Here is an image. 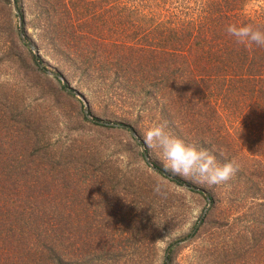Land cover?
Wrapping results in <instances>:
<instances>
[{"label": "trees", "instance_id": "trees-1", "mask_svg": "<svg viewBox=\"0 0 264 264\" xmlns=\"http://www.w3.org/2000/svg\"><path fill=\"white\" fill-rule=\"evenodd\" d=\"M0 1V65L12 48L3 29L11 41L12 17L24 24L29 14L35 50L87 102L137 132L157 175L159 150L143 139L155 123L234 162L235 175L219 186L171 173L208 206L167 260L195 243L204 249L196 264L208 255L264 264V47L237 44L226 31L233 23L264 30V0H13L16 12ZM31 57L38 66V52ZM24 81L0 77V264H154L171 222L153 217L151 189L127 183L78 125L52 137L53 114L27 99ZM125 242L137 261L121 258Z\"/></svg>", "mask_w": 264, "mask_h": 264}, {"label": "rangeland", "instance_id": "rangeland-1", "mask_svg": "<svg viewBox=\"0 0 264 264\" xmlns=\"http://www.w3.org/2000/svg\"><path fill=\"white\" fill-rule=\"evenodd\" d=\"M0 3L4 4L6 1ZM12 10L17 11V9ZM30 17L29 14L25 16L24 24L21 23L18 15L12 17L17 35L13 33L11 41L8 40L9 37L3 29L5 42L10 43L12 48L9 62L0 65V77L8 78L9 74H13L17 78L26 80L24 82L30 86L27 99H36L48 107L53 114L52 137L66 136L67 129L71 130L74 125H78L77 130H80L81 134L100 141L104 149L103 154L109 155V162L125 174L124 178L129 179L127 183L130 182L135 186L144 183L147 185L145 188L151 189L153 195L150 205L153 209V217L156 218L157 214H161L171 222L159 232L156 240L154 264H160L164 251L176 247L177 241L186 237L187 233L197 225L208 206L207 199L201 194L191 192L188 189L190 184L185 181L181 185L173 183L169 180L171 173L163 170V176H159L153 172L148 157L147 159L143 157L137 132L131 133L126 127L118 125L119 120L103 107L87 102V98L81 94L82 90L77 89L72 80H66L41 50L37 51L40 64L36 66L32 63L33 50L27 43H31L34 48L36 46L35 30L29 22ZM84 100L87 103V111H83ZM105 123H115V125L109 127ZM70 133L77 135L75 131ZM125 247L126 250L121 258L137 261L139 258L135 256L136 251L129 247V242H125ZM199 249L201 252L204 250L195 243H190L178 249L173 258L167 260L168 264H196L195 256ZM131 252H134V255H131ZM219 259L221 258L218 256L208 255L203 258V264H217Z\"/></svg>", "mask_w": 264, "mask_h": 264}, {"label": "clouds", "instance_id": "clouds-1", "mask_svg": "<svg viewBox=\"0 0 264 264\" xmlns=\"http://www.w3.org/2000/svg\"><path fill=\"white\" fill-rule=\"evenodd\" d=\"M227 33L237 44L264 47V30L253 24H229ZM144 143L149 149H158L165 171L189 178L208 187L226 184L236 173L232 161L219 162L215 155L195 143L183 139L167 130V124L155 123L143 133Z\"/></svg>", "mask_w": 264, "mask_h": 264}, {"label": "water", "instance_id": "water-1", "mask_svg": "<svg viewBox=\"0 0 264 264\" xmlns=\"http://www.w3.org/2000/svg\"><path fill=\"white\" fill-rule=\"evenodd\" d=\"M12 2H13V8H14V10H16L15 3H14L13 0H12ZM27 45L33 50V52H34V57H35L36 60H38V59H37V51L35 50V48L33 47V45H32L31 43H27ZM83 111H87V103H86L85 100H84ZM129 131H130L131 133L134 134V132H133L132 129H129ZM140 149H141V151H142L144 157L147 159V155H146V153H145V151H144V149H143V145H142V144H140ZM150 166L153 168V166L151 165V163H150ZM188 239H189V236H186V237H184V238H182V239H179V240L177 241V243H178V244H182V243L186 242ZM164 260H165V264H168V261H167V250L164 252Z\"/></svg>", "mask_w": 264, "mask_h": 264}]
</instances>
